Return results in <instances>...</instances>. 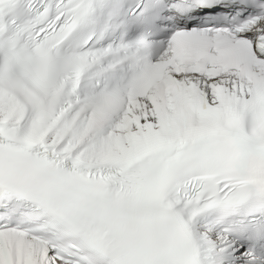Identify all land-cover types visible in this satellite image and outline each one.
Wrapping results in <instances>:
<instances>
[{"label": "snow or ice", "instance_id": "snow-or-ice-1", "mask_svg": "<svg viewBox=\"0 0 264 264\" xmlns=\"http://www.w3.org/2000/svg\"><path fill=\"white\" fill-rule=\"evenodd\" d=\"M0 264H264V0H0Z\"/></svg>", "mask_w": 264, "mask_h": 264}]
</instances>
